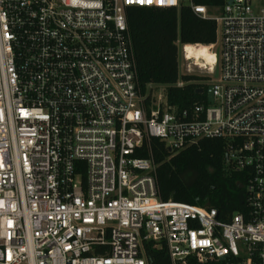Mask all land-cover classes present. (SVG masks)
<instances>
[{"label": "built area", "instance_id": "1", "mask_svg": "<svg viewBox=\"0 0 264 264\" xmlns=\"http://www.w3.org/2000/svg\"><path fill=\"white\" fill-rule=\"evenodd\" d=\"M183 5L219 51L214 101L179 108L141 86L127 11ZM151 138L223 139L246 208L162 200ZM146 241L172 264H264V0H0V264H149Z\"/></svg>", "mask_w": 264, "mask_h": 264}, {"label": "trees", "instance_id": "2", "mask_svg": "<svg viewBox=\"0 0 264 264\" xmlns=\"http://www.w3.org/2000/svg\"><path fill=\"white\" fill-rule=\"evenodd\" d=\"M212 9L225 0H196ZM128 26L138 66L141 86H166L168 104L179 108L208 104L209 76L179 74L180 45L207 48L217 41L216 22L203 18L188 6L178 8L130 7ZM183 82V86H178ZM200 88L203 90L200 92ZM140 156H152L157 164L159 196L216 208L219 216L229 218L246 208V170H229L225 164L226 143L219 138H205L179 152L151 138ZM149 264H172L166 243H144Z\"/></svg>", "mask_w": 264, "mask_h": 264}, {"label": "rangeland", "instance_id": "3", "mask_svg": "<svg viewBox=\"0 0 264 264\" xmlns=\"http://www.w3.org/2000/svg\"><path fill=\"white\" fill-rule=\"evenodd\" d=\"M200 49L206 51L208 48H200ZM212 51H215L218 53L219 49L218 48L217 49L211 48V50H209V52H206L203 54V57L206 60H208L209 56H210L212 59V62H213L215 56H214ZM188 64L191 65V67H192V70L189 72L187 71V65ZM201 65H202L201 62L199 64H196V63L192 62V60L187 62L185 60V57H184L183 46L180 45V47H179V74L180 75L190 73V74H195V75H199V76H209L211 78V82H213L218 76V67L215 71L214 68L207 69L206 67L201 66Z\"/></svg>", "mask_w": 264, "mask_h": 264}, {"label": "bare ground", "instance_id": "4", "mask_svg": "<svg viewBox=\"0 0 264 264\" xmlns=\"http://www.w3.org/2000/svg\"><path fill=\"white\" fill-rule=\"evenodd\" d=\"M186 49H187V58H189L190 60H192V62L199 64L200 62L202 63L201 66H204L206 68H211L212 66V59L209 56V61L206 60L203 57V54L206 52H209V50H211V48L207 47L208 49L206 51L201 50L200 48H197L195 45H191V44H187L186 45ZM196 47V48H195Z\"/></svg>", "mask_w": 264, "mask_h": 264}, {"label": "water", "instance_id": "5", "mask_svg": "<svg viewBox=\"0 0 264 264\" xmlns=\"http://www.w3.org/2000/svg\"><path fill=\"white\" fill-rule=\"evenodd\" d=\"M202 90H203V89L200 88L199 91L201 92ZM207 96H208V101H209L210 103H212V102L214 101L213 88H212V86H210V87L208 88Z\"/></svg>", "mask_w": 264, "mask_h": 264}]
</instances>
